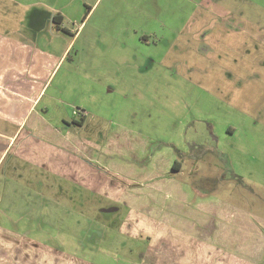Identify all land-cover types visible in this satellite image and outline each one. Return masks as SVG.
<instances>
[{
    "label": "rangeland",
    "instance_id": "1",
    "mask_svg": "<svg viewBox=\"0 0 264 264\" xmlns=\"http://www.w3.org/2000/svg\"><path fill=\"white\" fill-rule=\"evenodd\" d=\"M20 1L34 5L18 10L0 0V32L34 40L35 9L61 11L73 32L81 25L53 82L67 113L82 104L93 120L89 133L78 136L102 144V130L122 122L152 150L185 147L182 158L197 160L186 167L190 181L246 210L264 236V0ZM42 28L47 48L71 38L55 26ZM216 148L225 161L213 154ZM92 151L101 163L122 159ZM9 169L36 193L25 233L41 241L15 245L14 264H169L163 255L169 247L155 246L152 231L137 236L132 221L120 226L124 195L83 190L22 160ZM138 188L141 200L160 204L159 193ZM147 193L157 198L146 200ZM250 251L264 264V242Z\"/></svg>",
    "mask_w": 264,
    "mask_h": 264
},
{
    "label": "crops",
    "instance_id": "2",
    "mask_svg": "<svg viewBox=\"0 0 264 264\" xmlns=\"http://www.w3.org/2000/svg\"><path fill=\"white\" fill-rule=\"evenodd\" d=\"M9 1L18 10L34 5ZM34 12L30 28L34 40L0 32V264L15 263V245H30L32 240L41 244L25 233L27 205L36 193L9 176L13 173L9 169L11 161L20 160L49 171L55 179L67 178L83 190L105 192L115 199L124 195L126 211L120 226L132 221L131 228L137 236L152 231L147 234L155 238V246L169 247V254H163L169 264H257V255L250 250L263 243L264 236L250 221V213L190 181L186 167L197 160L182 158L187 156L185 147L169 143L152 150L142 138L132 135L137 132L124 129L122 122L102 130L106 133L102 144L92 142L89 136H78L77 133H89L87 127L93 120L82 104H75L85 111L82 118L73 111L67 113L62 108L61 89L53 82L81 25L73 32L64 24L61 11ZM46 26L48 30L55 26L71 38L60 41L62 48L56 45L47 48L41 38L45 31L42 27ZM121 135L124 142H119ZM92 149L104 155L118 153L122 159L101 163ZM175 154H180V159ZM213 154L226 160V154L218 148ZM138 185L159 193L160 204L155 206L153 200L146 201L157 198L153 193L146 194V202L141 200L145 195ZM15 236L18 242L14 241ZM143 239L148 247L149 239ZM142 249L141 262L144 261L141 255L147 251ZM156 254V259L162 262L161 255Z\"/></svg>",
    "mask_w": 264,
    "mask_h": 264
},
{
    "label": "built area",
    "instance_id": "3",
    "mask_svg": "<svg viewBox=\"0 0 264 264\" xmlns=\"http://www.w3.org/2000/svg\"><path fill=\"white\" fill-rule=\"evenodd\" d=\"M73 114L76 116V117H79V118H82L85 114V111L80 108V107H76L73 109Z\"/></svg>",
    "mask_w": 264,
    "mask_h": 264
},
{
    "label": "flooded vegetation",
    "instance_id": "4",
    "mask_svg": "<svg viewBox=\"0 0 264 264\" xmlns=\"http://www.w3.org/2000/svg\"><path fill=\"white\" fill-rule=\"evenodd\" d=\"M105 211H106V210H105ZM113 211H117V210H114V209H113ZM111 212H112V210H108V211L106 212V213H107L106 215H108V217H110V213H111ZM112 213H113V212H112Z\"/></svg>",
    "mask_w": 264,
    "mask_h": 264
},
{
    "label": "trees",
    "instance_id": "5",
    "mask_svg": "<svg viewBox=\"0 0 264 264\" xmlns=\"http://www.w3.org/2000/svg\"><path fill=\"white\" fill-rule=\"evenodd\" d=\"M57 17H60V15L56 16V18H57ZM54 20H55V17H54Z\"/></svg>",
    "mask_w": 264,
    "mask_h": 264
}]
</instances>
